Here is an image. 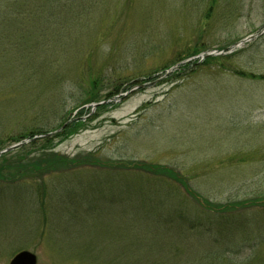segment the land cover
Instances as JSON below:
<instances>
[{"label":"rangeland","instance_id":"1","mask_svg":"<svg viewBox=\"0 0 264 264\" xmlns=\"http://www.w3.org/2000/svg\"><path fill=\"white\" fill-rule=\"evenodd\" d=\"M263 28L264 0H0V152L82 117L28 162L99 160L0 179V264L23 251L37 264L226 263L225 237L160 233L163 214L206 226L226 206L250 219L232 249L264 264V80L234 73L264 76V35L224 63H180ZM116 87L102 109L78 107Z\"/></svg>","mask_w":264,"mask_h":264},{"label":"trees","instance_id":"2","mask_svg":"<svg viewBox=\"0 0 264 264\" xmlns=\"http://www.w3.org/2000/svg\"><path fill=\"white\" fill-rule=\"evenodd\" d=\"M195 55L193 56H188L187 58L180 60V63L188 60L189 58H193ZM232 58V56H224V57H210L207 58L206 61H204V63L206 65H211V64H220V63H224L226 60ZM171 66L163 69V73L170 70ZM235 75L237 76H241L242 78H249V79H254V80H264V76H258L255 74H247L243 71H239V70H235L234 71ZM93 86L92 89L96 88L95 84L96 82H93ZM119 90V89H118ZM117 87L116 89L114 88V91L112 93H110L106 100L107 101L110 97L115 96L118 93ZM111 99V98H110ZM109 101V100H108ZM104 102V100L100 97V95L92 93L89 94V99L84 100L83 102L79 103L78 107L83 108L84 106L88 105V104H98ZM106 105H102L99 106L97 109H102L103 107H105ZM84 109L82 110V113ZM89 110H85L86 113H88ZM91 111V110H90ZM89 111V112H90ZM74 122H72L69 126H67L62 132H60L59 134L53 136V137H48V138H42V139H35L37 136H43V135H47V133H49L48 131H40L38 133V135H32V136H28V137H24L22 136L20 138V140H30V143L27 146H23L21 149L13 152V153H7L3 156H0V160H3L2 163L5 165L4 170H0V179L2 180H10L11 181H16L19 180V178L21 179V177L28 175L29 173L35 174V173H39L42 174L44 172L52 174L54 172L55 167H57V164L60 166L62 164H65V166H67L68 168L71 166H80V165H86V166H94L97 165L99 163L98 158H96L93 155L90 156H85V157H79V158H75L74 160H68V158H63L60 157L59 155H53L56 159H50V161H52V163H50L49 165L45 166V168L41 167L42 165H40L39 163L34 164V162L30 161L28 162V154H31V152L35 151L36 148L41 147V149L47 151V153H41L43 154L44 158L46 159V155L49 153H53L52 150L55 149V145H59L60 143H62L63 141H65V139H67L66 137H72L76 134H79L80 130L84 129L83 127L85 126V124H83V118L80 117L77 120H73ZM60 129V127H59ZM3 151V150H2ZM40 154V155H41ZM59 157V158H58ZM37 159H41L44 160L43 158L37 157ZM37 162V161H36ZM43 164V162H42ZM44 169V170H42ZM148 170L149 173H155L154 176H158L157 171L162 170L164 171V173H162L165 177H171L173 180L176 177V174L174 173L173 170L164 167L159 168L156 166L151 167L150 169H145ZM178 179V178H177ZM175 180L176 181H179ZM180 182V181H179ZM185 191H187L188 193H191L190 189L188 188V186H185ZM217 208V207H216ZM216 213L218 215H216V218L213 219L211 221V223H209L208 225L204 226L199 224V222L196 221H192L187 215L186 213L183 212H172L169 215H161V219H164L160 224V227L163 229V231H161L160 233L162 234H166V235H171V234H175L178 235L179 237H183L184 235H186V233H191L193 231H196V234L193 235V237L195 236H199L201 235V237H205L206 235L212 236V235H216V238H220V236H222V238L225 237L226 239V243L225 245L228 247L227 251L224 252V257L227 258L226 263L221 261L222 264H240L241 262L243 264H255V259L253 256H240L238 253L242 252V250L236 251L234 252V250L232 249V246L234 245L232 242H234L235 239V235L236 234H243V232L245 231L246 227H248L250 224V219L247 216V214H236V211L234 208L232 207H219L217 208ZM181 216V217H179ZM186 216V218H185ZM179 217L180 222L178 221H172L171 218H177ZM190 220V221H188ZM176 222V223H174ZM202 227H206V229L203 232H199L197 231L198 228H202ZM247 232V231H246ZM252 242H249L244 240L243 243L241 244V246L243 248H247L250 249L252 246H249ZM247 246V247H246ZM237 247V246H234ZM233 247V248H234ZM240 249H242L241 247H239ZM251 250V249H250ZM249 255H251V251H249ZM209 258H211V256H209ZM213 259H218L217 256L212 257ZM211 258V259H212ZM205 262L209 261L208 257L205 256ZM202 261V259L200 260V262ZM202 263V262H201ZM147 264H161L158 263L156 261H152L149 262ZM220 264V263H219Z\"/></svg>","mask_w":264,"mask_h":264},{"label":"water","instance_id":"3","mask_svg":"<svg viewBox=\"0 0 264 264\" xmlns=\"http://www.w3.org/2000/svg\"><path fill=\"white\" fill-rule=\"evenodd\" d=\"M263 34H264V29L261 30L257 34H254V35H251V36L245 38L244 40H242L239 43H237V44L233 45L232 47H230L229 49H226V50L221 51L219 53L218 52L205 53V54H202V55H200L198 57L201 58V60H204L207 57L226 56V55L232 54L236 50H238V49L242 48L243 46H245L247 43H249V42H251L253 40H256L257 38L261 37ZM147 85L148 84H142L140 86H137V87L133 88L131 91L144 88ZM112 101H114V99L113 100L106 101V102H102V103H99V104H93L91 106L92 111H94L95 109H97L99 106L106 105L108 103H111ZM66 126L67 125L63 126L61 129H59V130H57V131H55L53 133H50L48 135L37 136L35 139L46 138V137H53V136L59 134L60 132H62L66 128ZM29 142H30V140H26L23 143H19L18 145L16 144V145H14L12 147H9L6 150L0 152V154H4V153H9V152L15 151V150L19 149L20 147H22L23 145H25V144H27ZM37 263H38L37 256L35 254L31 253V252H28V251H23V252L19 253L18 255H16L13 258V261L10 262V264H37Z\"/></svg>","mask_w":264,"mask_h":264}]
</instances>
